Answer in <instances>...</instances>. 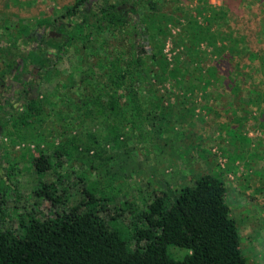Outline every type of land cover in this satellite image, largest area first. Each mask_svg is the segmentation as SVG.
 Returning a JSON list of instances; mask_svg holds the SVG:
<instances>
[{
    "label": "trees",
    "instance_id": "obj_1",
    "mask_svg": "<svg viewBox=\"0 0 264 264\" xmlns=\"http://www.w3.org/2000/svg\"><path fill=\"white\" fill-rule=\"evenodd\" d=\"M196 1L194 8L176 7L172 13H160L157 1L156 7L149 4L141 18L144 32L149 34V49L142 47L147 46L144 43L135 44L126 16L108 0H76L69 5L75 14L81 6H88L80 20L74 21L72 31L73 42L81 45L76 50L85 51L77 54L74 69L78 78L70 77L66 88L59 86L17 112L6 111L9 101L3 103L0 97L2 156L16 165L20 152L26 151L43 174L50 166L45 152L54 150L58 156L88 163L92 170H103L111 176L104 188L111 187L114 175L109 166L117 153H110L108 146L126 150L131 140L138 139L147 143L143 150L150 154L153 133L159 138L164 126L173 123L164 116V101H194L188 93L196 92L202 93L203 101H215L208 87L225 80L227 73L221 72L220 62H234L238 67L244 56L249 60L244 66L260 59L264 72L262 42L253 36L261 23L255 5L264 0H238V18L233 26L224 5L214 7L208 0ZM14 3L22 6L24 1ZM8 21L0 18V58L1 68L11 72L15 64L20 65L19 39L30 35L33 26H23L14 33ZM172 28L177 32L173 34ZM168 37L172 50H176L171 60L163 51ZM111 42L117 43L114 51L106 52ZM59 52H63L60 47ZM27 57L35 62L36 53L31 51ZM181 57L193 64L192 70L182 65ZM165 83L177 92L161 91ZM227 88V101H249L257 106L264 101V77L246 89V98L237 77H228ZM32 144L45 147L34 156L29 152ZM79 178L87 180L84 173ZM5 182L0 175V211ZM8 185L17 192V187ZM41 189L52 205L61 203L53 183H43ZM103 190L97 181L90 180L83 186L77 207L42 218L30 212L20 214L16 228L0 229V264H245L238 225L230 215L226 187L218 174L205 173L192 185L156 192L136 215L143 225L132 222L131 230L116 222L110 224L100 215L99 202L111 200ZM169 246L182 248L185 254L175 258L168 252Z\"/></svg>",
    "mask_w": 264,
    "mask_h": 264
},
{
    "label": "rangeland",
    "instance_id": "obj_2",
    "mask_svg": "<svg viewBox=\"0 0 264 264\" xmlns=\"http://www.w3.org/2000/svg\"><path fill=\"white\" fill-rule=\"evenodd\" d=\"M14 1H24V4L21 6ZM27 1L30 0H0V18L9 19L8 25L14 33H19V29L23 26L34 24L38 15L37 9L60 12V6L71 5L76 0H32L30 5L26 4ZM156 1L160 13H172L171 11L176 7L194 8L197 4L196 0ZM208 2L214 7L224 5L228 9L229 25L233 26L236 23L238 0H208ZM255 7L260 14L261 23L255 28L253 36L262 42L260 50L262 56L264 55V2ZM82 10L84 12L86 8ZM139 11L142 18L144 13ZM152 11L150 13H153ZM157 13L156 11L155 16ZM82 15L80 12L74 17V21L80 20ZM199 18L201 21L202 16ZM176 32L177 29L172 28V33ZM251 32L252 29L249 30V34ZM116 44L111 42L104 50L113 52ZM23 45L24 38L21 37L19 54L24 52ZM27 45L29 46V43ZM80 46L79 42H74L62 55L59 63L56 64L57 70L43 80L40 97L50 95L59 86L66 88L70 77L78 78V72L74 68L79 60L77 55L79 50L77 51L76 48ZM172 47L171 38L168 37L163 51L169 60L176 52ZM201 48L205 49V45L203 44ZM209 50L207 48L206 52L208 53ZM79 52L85 53L83 50ZM180 60L184 67L192 70L193 64L186 58L181 57ZM243 63H249L246 56L241 59L238 67L234 62L230 65L220 62L218 67L221 72L227 73L225 80L217 81L208 87L216 98L215 101H203L200 92L188 93L189 97H195L194 101H182V103L164 101V116L173 123L164 126V132L159 138L152 132V142L149 143L152 151L150 154L144 152L143 147L147 143L143 140H131L126 150L109 145V152L117 153L109 166L110 172H113L111 175H114L111 187L104 188L110 183L111 176L109 177L103 170L99 168L92 170L88 163H81L73 157L68 159L64 155L58 156L52 153L54 150L45 152L50 158V166L43 174L37 171L35 162L28 158L26 151L20 152L16 165L4 158L0 152V175L6 178L2 187L4 194L1 196L3 203L0 211V229L16 228L18 216L22 213L30 212L42 218L57 210L77 207L83 198V186L91 180V182L97 181L100 189H105L103 190L105 197L111 199L103 201L102 204V201L99 202L100 215L110 224L116 222L128 226L131 230L132 222L143 225V221L137 220L136 215L146 208L156 192L192 185L197 177L212 173L218 174L225 184V198L230 207V215L238 225L245 264H264V101H261L260 106L252 105L249 101H227L228 77H237L240 80V86H243L241 94L246 98L248 94L246 89L255 87L263 79L264 72L261 71L260 59L247 66ZM164 85L160 86L161 91L177 92L170 83ZM166 96L169 97V93H166ZM167 97L164 99H168ZM189 108L192 111L189 112L187 110ZM48 141L50 142L51 138ZM22 145L24 143L15 149H19ZM42 147L45 145L32 144L29 152L37 156ZM82 173L86 174V181L79 178ZM9 183L17 187V192L10 188ZM43 183L55 185L61 203L52 205L43 197L41 192ZM97 193L98 196L102 195L101 192ZM101 205H104V208L101 209ZM168 252L175 258H181L185 254L184 249L174 246H169Z\"/></svg>",
    "mask_w": 264,
    "mask_h": 264
},
{
    "label": "flooded vegetation",
    "instance_id": "obj_3",
    "mask_svg": "<svg viewBox=\"0 0 264 264\" xmlns=\"http://www.w3.org/2000/svg\"><path fill=\"white\" fill-rule=\"evenodd\" d=\"M155 1L108 0L109 3L115 4V7L120 9L121 13L126 16L128 29L133 32V37L136 38L135 44L137 45L138 42L144 43L147 45L142 46L145 49H149V34L144 32L145 27L141 22L139 10L144 13L143 11L147 7L150 9L149 4L155 3ZM84 6H81V8H86L88 11V6ZM60 7L62 8H60V12L45 11L44 8L37 9L38 15L35 17L34 24L31 25L33 26V32L23 37L24 52L21 57L17 58L20 65L15 64L11 72L7 71L5 67H2L4 69L1 68L0 97L2 102L9 101V106H5L6 111H21L27 107L29 102L37 100L41 96L40 87L43 80L46 79L48 74L52 75L53 71L57 70L58 66L56 64L59 63L62 55L66 53L65 51L73 45L74 17L80 12L83 14V10L81 9L75 14V10L67 4ZM143 7L146 8L143 9ZM27 43H29V46ZM59 45H62V47ZM59 47L62 49V53L59 52ZM31 51L36 53L35 62H30L29 57H27ZM10 106L13 108L11 109Z\"/></svg>",
    "mask_w": 264,
    "mask_h": 264
}]
</instances>
